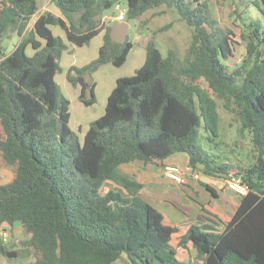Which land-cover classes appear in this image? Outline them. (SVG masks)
<instances>
[{"label": "trees", "instance_id": "16d2710c", "mask_svg": "<svg viewBox=\"0 0 264 264\" xmlns=\"http://www.w3.org/2000/svg\"><path fill=\"white\" fill-rule=\"evenodd\" d=\"M119 1L52 0L60 14L45 10L27 29L37 1L0 0V167L11 171L0 184V255L28 250L31 264H264V0L253 1L257 18L246 13L249 1L233 0L237 18L246 20L245 56L234 66L227 64L231 30L219 25L204 0H126L127 19L151 8L174 9L190 28V40L183 56L173 49L162 56L149 39L143 64L116 79L104 113L79 142L69 125V100L55 80L66 45L49 26L62 28L76 46L104 30L96 58L65 74L79 87L78 99L91 105L94 83L84 74L108 62L120 66L132 48L128 39L113 41L111 25L96 21ZM7 31L19 40L5 53ZM219 106L240 133L250 134L254 154L247 166L220 160L200 139V128L208 143L218 137ZM177 153L187 155L184 166L194 171L232 173L247 185L230 218L200 204L222 230L208 224L182 230L140 197L142 182L119 169L135 161L161 165ZM105 181L126 195L112 189L98 194ZM16 224L27 238H3L1 232ZM191 249L192 261L181 258Z\"/></svg>", "mask_w": 264, "mask_h": 264}, {"label": "rangeland", "instance_id": "374dc122", "mask_svg": "<svg viewBox=\"0 0 264 264\" xmlns=\"http://www.w3.org/2000/svg\"><path fill=\"white\" fill-rule=\"evenodd\" d=\"M36 1L38 9L29 20L27 29L31 28L34 19L45 10L54 14H60L52 0ZM204 1L208 4L212 15L217 19L219 25L231 30L232 54L229 56L227 64L230 66L238 65L245 56L246 40L243 32V21L246 22V20L237 18V14L234 12L236 6L233 0ZM246 1L250 3V7L246 13H249L254 18L262 17L258 8L253 3L255 0ZM126 9V0H120L111 7L104 9L102 13L96 15L98 25H101V22L104 20L103 25L107 26L118 21L116 20L117 15L123 13L124 20L129 25L126 39L132 42V48L125 62L120 66L108 62L100 65L94 71L84 74L88 82L94 83L95 102L91 105H85L78 99L79 87L73 86L67 80L65 74L69 66L75 65L79 67L96 58L98 54L97 44L102 40L101 34L98 33L95 35L87 44L76 46L66 40L62 28L57 25L49 26L53 35L60 37L66 45L58 58L60 69L55 75V80L60 92L69 100V125L77 134L79 142H82L84 130L88 128V122L104 113L107 94L110 88L115 85V79L120 76L133 74L143 64L145 59V44L149 39L154 40L162 56H165L169 49H173L180 56H183L188 46L191 30L179 19L174 9L166 6L151 8L146 10L140 17L132 19L126 18ZM18 40V35L12 31H7L2 40L4 52H10ZM26 53L31 54V49L27 48ZM218 112L220 116V129L218 137H215L213 142L208 143L206 141L204 136H202L204 135V131L200 128V139L205 148L210 149L212 146V152L219 154L221 157L220 160L227 161L232 165H249L253 162L254 151L248 130L240 133L238 130L239 124L233 120L232 114L224 110L221 106L218 107ZM79 126H81V129H79ZM178 154L185 155L184 153ZM157 167V165L155 166L150 163L144 165L140 161H135L122 164L119 169L133 178H139L146 182L147 174H150L151 170ZM160 169L162 172L164 171L163 167H160ZM198 172L200 173L201 171L199 170ZM201 175L202 180H205L202 172ZM181 176L183 178H177V181L175 179L169 181L165 178L166 180H163L165 183L146 182L140 194L143 200L161 211L170 221L175 222L177 225L187 219L188 216H191V212L195 213V207L198 208L196 202H202L207 195L202 188H200L201 190L197 194L189 193V186L182 184L186 175ZM190 177L192 176L190 175ZM5 179H7V176L3 177V180ZM189 180L191 184L194 181L192 179ZM109 189L119 191L126 195L125 190L121 189L112 181H105L100 187L98 194H104ZM173 199L182 201V204L180 202L174 203L175 201ZM168 201L170 203H166ZM189 209H192L191 212H188ZM185 211L188 212V216L185 215ZM1 234L3 238H27V235L22 231L19 224H16L12 231L5 229ZM33 261L34 255L28 250H20L19 255L14 258L0 255V264H31ZM115 264H122V261L117 260Z\"/></svg>", "mask_w": 264, "mask_h": 264}, {"label": "crops", "instance_id": "0c3cea01", "mask_svg": "<svg viewBox=\"0 0 264 264\" xmlns=\"http://www.w3.org/2000/svg\"><path fill=\"white\" fill-rule=\"evenodd\" d=\"M56 15H59V14H56ZM121 21H125V20H121ZM103 22H104V20L101 23H103ZM128 27H129V25H128ZM103 33H104V30L99 32V34H101L102 40H103ZM102 40H101V42L99 44H97V51H98L99 46L102 44ZM116 79H115V81H116ZM85 80H87V79H85ZM112 88H110L108 94L110 93ZM101 115L102 114H100V116ZM90 122H88V123H90ZM81 126H79V129H81ZM88 126H89V124H88ZM87 129L88 128H86V130H84V131L86 132ZM84 133H83V135H84ZM187 160H188V158H187L186 154L182 155V154H178L177 153V154H173V155L168 156L167 158H165L162 161L161 165L158 164V163H150V164H153L155 166L157 165L158 167L155 168V169H152L150 174H147L148 177H147V181L146 182L147 183H149V182L150 183H159V182L165 183V181H163V180H166L165 178H167L169 181H171V179H173V178L167 176L165 174V171L162 172L160 167H163V169H164L165 166H168V165H178V166L182 167V166H184L187 163ZM4 176H7V179L3 180ZM204 176H205V180H202V175H201V172H200V178L196 179V180L193 179L192 177H190V175H186L184 177V181H183L182 184H186V185L189 186V188H190L189 193L197 194L198 192H200V190H201L200 188H202L203 191L207 193V195L205 196V198L203 199L202 202H200V201L196 202L198 208L195 207V209H194L195 213L191 212L192 209H189L188 212H191L190 213L191 216H188L187 215L188 212L185 211V215H187L188 218L185 219L183 222H181L179 225H177L174 222V224H176L182 230L187 229L188 226H190L191 224H208V225H212L214 229L220 231V230H222V226L219 223V221L216 218H214L213 216H210L209 214L204 212L201 209L200 204H204L205 206L213 209L214 211H216L219 215H221L223 217L230 218L232 216V214H233L234 206L238 203V200L240 198V194H238L235 190H233L231 187H229L227 185L225 176H214V175H204ZM176 177L179 178V179L183 178V176H181V175H176ZM10 178H11V171L8 170L7 168L0 167V184L7 182ZM188 178L194 180L192 184L190 183L191 181ZM136 180L142 182L144 185L146 183L144 180H140L139 178L136 179ZM202 183L209 184L215 190L216 196L211 195L204 188ZM174 201H175L174 203H179L180 202L182 204V201H179V200L178 201L174 200ZM166 203H170V201H168ZM188 205H191V204H188ZM195 255H196V251L194 249H191L189 253H182L181 254V258H183L184 260L192 261Z\"/></svg>", "mask_w": 264, "mask_h": 264}, {"label": "built area", "instance_id": "2783aa9c", "mask_svg": "<svg viewBox=\"0 0 264 264\" xmlns=\"http://www.w3.org/2000/svg\"><path fill=\"white\" fill-rule=\"evenodd\" d=\"M116 20H124V14L119 13L116 17ZM165 174L173 179H177L176 175H191L194 179L200 178V173L194 171L189 166H178V165H168L164 167ZM226 183L229 187L235 190L238 194L242 195L247 192V185L241 180L238 175L232 173L226 176Z\"/></svg>", "mask_w": 264, "mask_h": 264}, {"label": "water", "instance_id": "95a60500", "mask_svg": "<svg viewBox=\"0 0 264 264\" xmlns=\"http://www.w3.org/2000/svg\"><path fill=\"white\" fill-rule=\"evenodd\" d=\"M128 32L127 21H116L110 26V37L115 42H123Z\"/></svg>", "mask_w": 264, "mask_h": 264}]
</instances>
